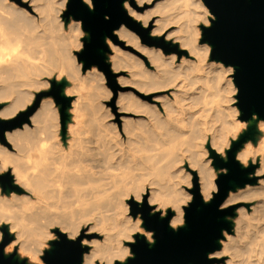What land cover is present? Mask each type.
Instances as JSON below:
<instances>
[{
  "label": "bare ground",
  "instance_id": "bare-ground-1",
  "mask_svg": "<svg viewBox=\"0 0 264 264\" xmlns=\"http://www.w3.org/2000/svg\"><path fill=\"white\" fill-rule=\"evenodd\" d=\"M26 1L0 0V98L9 99L8 104L0 109V117H7L29 104L33 97L30 88L40 84L34 76L42 69L40 62L44 59L60 65L55 79L63 83L61 95L67 96L68 88L63 86L67 77L77 81L82 79L61 37L55 35L60 25L57 20L59 11L48 4L39 5L40 0H29L30 4L25 6ZM82 1L90 8V0ZM159 4L162 5V13L154 21L155 27L150 35H158L165 40L172 38L181 48L187 49L189 58L182 57L177 61L175 54L167 56L160 47L139 44L137 34L123 24L114 31L118 40H125V46L130 43L133 49L145 55L152 68L144 67L135 56L133 58L136 60H132L128 51L127 58L116 48L119 53L113 56L112 68L117 71L124 65L128 67V75L131 76L129 83L133 84L136 93H119L120 111L131 113L130 109L133 113L135 110L146 118L147 121H143L147 123L142 122V118L130 121L123 117L122 131H116L115 126L105 120L106 114L105 117L98 115L99 118L88 104L82 107L75 99L71 109L65 110L63 132L57 123L59 107H53L51 100L42 99L37 110L29 117L32 128L24 125L21 129L4 133V139L10 142L13 152L0 146V170L11 169L12 180L19 185L20 191L7 189L9 198H0V222L3 210L9 207L14 209L6 219L5 229L13 236L6 251L17 247V253L26 254L29 262H38L40 248L49 240L52 226L58 225L62 231L69 230L73 235L77 226L71 221L72 215H86L105 207L111 214L108 223L101 226L103 238L101 241L87 242L91 248L83 253L82 264H109L122 260L127 248L121 243L130 240L134 233L144 235L139 218L132 219L126 215L125 200L132 196L135 202L141 204L144 201L143 192L148 189L146 201L149 206L156 207L150 213L171 208L174 211L169 220L171 226L182 224L180 206L189 197L177 187L178 171L174 166L178 163V154L171 162H164L160 150L149 147L144 139L155 137L167 143L172 152V147L178 143L180 129H185L198 133L203 144L209 142L224 159L223 150L230 144L224 137L227 127L238 128L254 122L255 115L247 121H223L222 125L214 127L213 117L204 114L200 108L195 109L204 86L210 81L221 80L225 69L232 66L208 60L211 45L197 43L201 31L197 25L206 23V20L195 15L178 27V15L188 16L192 13L193 16V8L197 4L202 6L205 13H210L203 0H182L179 7L178 0H163ZM123 7L128 16L143 27L150 25V15L135 13L130 0H125ZM171 24L177 26L168 32ZM36 25L41 27L44 34V40L37 38L36 41L40 56L35 58L31 51L14 52L8 48L6 34L17 35L22 26ZM76 26H79L78 21ZM56 38L58 48L55 46ZM20 55H24V58H20ZM152 90L169 92L154 98V104L138 98ZM258 124L261 138L256 142V147L251 149L247 142L235 156L246 163L258 160L257 171L263 172L264 120L259 119ZM140 131L147 136H139ZM158 133L162 134L164 141L158 139ZM203 153L206 154V151L203 150ZM198 166L200 193L205 201L212 189V174L204 164ZM189 178H185L187 184ZM239 199L255 200L259 204L254 205V215L245 212L235 222L237 227L234 233L241 240L238 250L241 248L251 256L252 246H257L255 256L264 258V181L256 187L246 184L240 193H229L223 206ZM145 237L152 244L151 234L146 233ZM82 244H85L84 240ZM219 245L220 249L208 253V258L219 257L232 249L233 237L223 233Z\"/></svg>",
  "mask_w": 264,
  "mask_h": 264
},
{
  "label": "water",
  "instance_id": "water-1",
  "mask_svg": "<svg viewBox=\"0 0 264 264\" xmlns=\"http://www.w3.org/2000/svg\"><path fill=\"white\" fill-rule=\"evenodd\" d=\"M17 1V0H15ZM125 0H90L89 8L82 0H67L64 16L80 21L81 28L88 34L82 39V49L75 52L77 62L82 63V71L96 66L109 74V64L105 61L108 52L106 39L117 42L114 31L125 25L135 31L142 27L128 16L123 7ZM132 0H130L131 2ZM214 17L209 26H201V42L211 45L210 59L234 67L233 82L237 89V107L239 119L247 121L253 115L264 120V0H203ZM144 34V33H143ZM149 44L160 46L164 52L180 53L176 45H170L162 38H149L143 35ZM61 82L50 81V88L35 95L31 106L8 119H0V142L6 144L4 133L22 127L29 122V117L36 110L42 97H52L59 107V120L62 131L65 126V110L71 97L61 95ZM252 135V130L243 132L237 140L230 143L223 159L208 146V158L214 169L220 170L214 183L216 190L211 198L204 201L200 194L198 176L192 171L191 188L187 191L191 199L182 206L183 225L173 229L169 226L172 216L170 210L165 216L150 213L151 207L143 195L144 201L138 204L133 199L128 201L130 215H140L142 225L152 232L153 242L149 244L143 235L134 234L133 242H126L132 256L124 262L114 264H212L208 253L219 249V240L223 233H230L232 225L229 217L234 215V205L223 207L228 193L246 184H252L249 177L253 164L243 167L235 158L236 151ZM2 190H16L9 172L0 174ZM0 264H26L14 254L5 255L4 247L10 241L5 226L0 228ZM57 240L50 242V248L41 256L44 264H82L83 253L87 250L82 245V233L75 239H69L65 233L54 229Z\"/></svg>",
  "mask_w": 264,
  "mask_h": 264
},
{
  "label": "rangeland",
  "instance_id": "rangeland-1",
  "mask_svg": "<svg viewBox=\"0 0 264 264\" xmlns=\"http://www.w3.org/2000/svg\"><path fill=\"white\" fill-rule=\"evenodd\" d=\"M160 1H163V0H132L131 1L132 2V9L135 11V13H138V14L146 13V14L150 15V18H152V21H151L150 25H146L145 27H143L140 22H138L135 19L130 17L132 20H134L136 23H138L142 27L144 32L143 31L138 32V31H135L133 29H131V30H133L137 34L139 44H141V45L160 47L158 45L149 44L148 41L145 38H143V35H146L152 39L153 38H162V40L164 42L169 43L170 45H176L177 49L182 51L180 53H177L174 51L164 52L163 49L160 47L162 52L165 55L168 56L171 54H175L177 57V61L180 60L182 57L189 58L187 56V49L181 48L177 41H174V40L172 41V38L165 40L164 37H161L158 35H154V36L150 35L151 31L155 27L154 21L157 18H159L161 13H162V5L159 4ZM66 2H67V0L66 1H63V0H48V1L40 0L38 2L39 5L48 4L50 7H52V9L59 11L57 14L58 15L57 20H58V23L60 25H59L58 33H56L55 35H57L58 37H61V40L63 41V44L66 47L67 52L71 57V60H72L74 67H76V69H78V71H79L78 75H81V77H82V79L81 80L79 79V81H77L71 77L66 78V82L64 83L63 86H65L66 89L68 88L67 97H71V102L66 109H68V110L71 109V106H72L71 104H73L72 102L75 99H76V103L81 104L82 107L85 106L86 104H88L90 106V108L94 109V111L97 113V116L100 115V117H103L101 115L106 114L108 118L106 117L105 120H107L109 123L111 122V124L115 126V130L120 131V132L122 131V125H123L122 119H123V117H124V119H127V120L130 119V121H133L134 119H138V118L140 120L142 118V122L147 121L146 118L144 116H142V114L139 115V112H137L135 110H133V113H132V110H130V109H129V111H131V113L120 111V103H118L119 93L124 94V95L125 94L127 95L128 93L129 94H131V93L136 94V93L134 91L133 84L129 83L131 76L128 75L129 74L128 67H126L124 65L123 68L121 67V70H117V71L112 68L113 67V56L119 53V52H117L116 48H119L120 53H124V55H126V56L129 54V57L132 56L131 57L132 60H136V58H138L139 60L142 61L144 67H146L148 69H152L148 64V60L146 59L147 57L145 55L140 54L139 51L133 49L132 44H130V43L127 46H125V43H126L125 40H122V41L118 40V38L116 36L117 42H113L108 38L106 39L108 41V43L106 42V45L108 47V52L105 53V61L109 64L110 73L107 74L104 71L98 69L96 66H91L90 68L82 71V63L77 62L75 52H79L82 49V39L84 37L87 38L88 34L82 30L80 21H78L79 26L77 27L76 26L77 21L73 20L71 18V16H69L68 18H66L64 16V12L66 10ZM181 3H182V0H178V7L181 5ZM29 4H30V1L28 0L23 5L26 6ZM19 5L21 6V3H19ZM90 7H91V2H90ZM125 11H126V9H125ZM193 12H194L193 16H192V13H191V15H188V16L178 15V27H181V25L184 23V21L186 19L194 18L195 15H197V16H200V18H202L203 20H206V23L203 22V23H199L197 25L198 26L197 28L200 31L201 26H209L210 20L214 18L211 13H209V12L205 13L204 9L199 4H197V6L193 8ZM176 26H177L176 24L169 25V27L167 28V31L168 32L173 31L174 30L173 28H175ZM201 32L202 31H200V35L198 36V39H197L198 44L205 42V41L201 42V38H202ZM37 38H39L40 40H44V34H43L40 26H37V25L32 26V27L22 26L20 28V30L18 31L17 35L6 34V45L8 46L9 49H13L14 52L26 51L27 53H29L31 51L36 56L35 58H37V56L41 55L39 52L40 49H38L36 46ZM3 43H4V41L1 42V44H3ZM205 43H207V42H205ZM55 46H56V48L59 47V45H57V38L55 41ZM210 51L208 52V55H207L208 60H210V55H209ZM134 56L136 58H133ZM20 58H24V55H20ZM127 58H128V56H127ZM36 62H38V59H36ZM40 64H42L43 67H42V69L38 70V75L34 76V78L37 81H40V84L38 87L30 88V90L33 92L32 100L24 108H19L13 114L8 115L7 117H0V119L11 118V117L15 116L18 112L23 111L26 108H28L29 106H31L34 102L35 95L41 91L49 90L50 81H52V80L56 81L55 75L59 71V66H60V65H58L59 63L58 62L52 63V62H49L48 60L44 59V61L40 62ZM233 72H234V69H232V67H227L223 73L221 80L210 81L206 86H204L203 94H201V95H198V93L195 94V95H198V99H197V102L195 104V109L200 108L203 110L204 114L207 113L210 115V117H213V119H214L213 126L214 127L215 126L218 127L219 125H222L223 121H228V122H230L231 120L240 121V119H239L240 112H239L238 107H237V99H236L237 89H236V86L234 85L233 77H232ZM40 75H42V76H40ZM167 91L169 92V90H165V91H162V90L161 91H156V90L153 91L152 90V91L145 93L144 96L140 95L138 98L141 100H146V101L150 102V104H154L155 102H153V99L154 98L156 99L158 96L160 97V96L166 95L168 93ZM42 99L51 100L53 102V107H56V104L54 103L52 97H50V96L42 97L40 99V101ZM8 102H9V99L7 100V99L0 98V109L2 107H4L5 105H7ZM37 108H36V110H37ZM72 110H71V114H72ZM136 112H137V114H136ZM104 117H105V115H104ZM139 119H138V121H139ZM143 119H144V121H143ZM258 121L259 120L256 117H254V122H252L250 125L245 124V125H242L241 127H238V128H235L232 126L227 127V130H225L226 132H225L224 137H225V140L230 142V143L233 140H237L240 137V135L243 132L247 131L248 129L252 130L251 137L248 138L239 147V149L236 151V153L247 142L250 143L251 149H254L256 147V142L259 141L261 138V134L259 132L261 127L259 126ZM57 123L60 126L59 111H58ZM144 123H147V122H144ZM24 125L28 126V128L33 127L30 124V120L28 123H24L22 125V127ZM22 127L17 128V129H21ZM146 127H147V124H146ZM144 128L145 127H143V129ZM140 129L142 130L141 127H140ZM137 130H139V129H137ZM180 131H181V133L178 134V143L175 144L174 147H172L173 148L172 152L169 151L170 147L167 145V143L158 141V140H156L157 138H155V137H153L152 139H149V138L144 139V141L146 142V144L149 147H152V148L157 147L160 150V155H161V157H163L164 162H167V163L171 162L173 160V158L176 157L178 154V156H177L178 157V163H175L176 165L174 166V169H177V171H178L177 181H179V184L177 185V187H178V189H180V191H182V193H184L185 195H187L189 197H188V200L180 206V211L182 213V224H174L171 226L169 225L173 229H176L177 227L183 225L182 206L186 205L187 202H189L191 199V194L187 191V188H191V186H192L191 185L192 171H195L197 176H199L198 175V171H199L198 165L199 164H204L206 167H208L210 169V172L212 174V189L210 190V195H209L208 199H206L205 201L209 200L211 198V193L216 190L214 180H215L217 174L220 172H223V171L214 169L211 165V159L208 158V148L207 147L210 146L215 151H216V149L213 148L209 142H206L203 144V142L198 137V133H196V132H189L188 130H185V129H180ZM6 132H10V131H6ZM137 132H139V131H137ZM146 132L147 131H145L143 133H146ZM138 135L139 136L144 135V137L147 136V134L145 136V134H142V132H141V134H138ZM139 136H137V137H139ZM156 136L158 137L159 140L164 141V139H165L162 137L161 133L156 134ZM140 138H142V137H140ZM125 143H127L126 140H125ZM0 146H2L4 149L9 150L10 152H13L11 145H10V142H8V141H6V144H2L0 142ZM229 146H230V144H228L227 149L229 148ZM227 149L223 150L224 157H225V151ZM203 150L206 151V154L203 153ZM235 158L243 167H246L248 164H253L255 166L252 173L249 174V177H252L254 179V182L252 184H248V185L256 187V186L263 184L264 171L263 172L257 171V169L259 168V161L258 160H252L251 162L246 163V162L242 161L241 159L237 158L236 156H235ZM12 160L15 161V158H13ZM6 172H9L13 178V175L11 173L10 168L0 170V174H4ZM187 176L190 177L188 184L186 183V180H185V178ZM198 183H199V177H198ZM12 184H15L19 187V185L17 183H14L13 180H12ZM243 187L242 188H236L234 191H230L229 193H234V192L240 193L241 190L243 189ZM199 189H200V183H199ZM6 190L3 191L1 186H0V198L1 199H8L9 198V195L6 194L7 193ZM18 192H20V191H18ZM143 195H146V198L148 197V189L144 190ZM202 198H203V196H202ZM130 199H133V197L130 196L128 198V200L124 201L125 207H126L125 213L127 216H130L133 219L135 217L130 215V212H129L130 205H129L128 201ZM257 204H259V202L255 201V200L254 201H244V200H240V199L236 202L228 204V205H234L236 208L234 209V215L232 217H229V220H230L231 225H232V230L230 233L224 232V234H228V235L233 237L234 245H233L232 249H230L227 253H225L219 257H216V258L214 257L213 259H215L216 262H214L212 264H232V263H234V264H253V263L254 264H264V258L263 257L255 256L256 250L258 249L257 246H252L253 252H251V256L241 248H240V250H238V247H239L238 245L241 244L240 243L241 240H240V238H238V235L235 236V233H234V231L236 230V227H237V225H235V222L237 221V219L240 216H243V214L245 212L250 213L251 215H254V211H253L254 205H257ZM228 205H226V206H228ZM222 206H223V204H222ZM150 207H151L150 211L153 210L154 208H156L154 206H150ZM223 207H225V206H223ZM167 210H170L172 212V216L174 215V211L171 208H166L165 210L159 209L158 212L160 213V215L163 213V216H165ZM11 211H14V209L12 207H9V208L3 210L2 215H1L2 222H0V228L2 226L6 225L7 215H9L11 213ZM110 212H111L110 210H107V208L104 207L98 211L89 212L86 215H72L71 221L74 222V224L77 226V229L73 235H71L69 230L62 231L58 225L52 226L51 231H50L49 240L46 241L45 244H43L42 247L40 248L41 253L38 257V262H29L26 254H24V253L18 254L17 253V250H18L17 247H14V248L10 249L9 251H6V247L13 240V236H11V235H10V241L4 247V254L5 255L14 254L15 258H17L18 260H24L26 262V264H44V262L41 259L43 252L50 248V242L51 241L58 239L56 234L54 233V229H58L61 232L65 233V235L69 239H75L77 236H79L82 233V236H83L82 241L83 240L85 241V244H82V245L87 247V250L84 252V253H87L89 251V249L91 248L90 245L87 243L88 241H92V240L101 241L102 240L103 232L101 230V226L106 225L108 223V219L110 218V214H111ZM136 217H138L140 222H141V229L144 232L143 236L145 237L146 233H150L151 238H152V232H148L144 229L140 215L137 214ZM134 234L131 235L130 240H125L124 242L121 243V246H125L127 248V252L125 253L124 258L120 261L114 260L113 262H110L109 264H114L115 261L124 262L126 260V258L132 256L129 247L126 245V242H133V240H134L133 235ZM1 239H2V235H0V240ZM145 239H146V237H145ZM219 249H220V247H219ZM218 250H216V251H218ZM236 250H238V251H236ZM228 261L230 263H228ZM95 264H105V263L104 262H96Z\"/></svg>",
  "mask_w": 264,
  "mask_h": 264
}]
</instances>
